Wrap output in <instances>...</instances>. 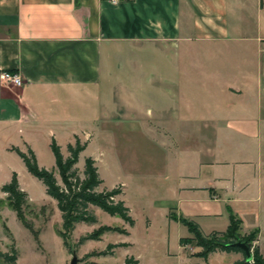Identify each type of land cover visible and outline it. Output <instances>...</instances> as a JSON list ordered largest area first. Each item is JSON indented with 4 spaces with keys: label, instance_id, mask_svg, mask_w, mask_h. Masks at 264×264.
Masks as SVG:
<instances>
[{
    "label": "crops",
    "instance_id": "0c3cea01",
    "mask_svg": "<svg viewBox=\"0 0 264 264\" xmlns=\"http://www.w3.org/2000/svg\"><path fill=\"white\" fill-rule=\"evenodd\" d=\"M0 70L22 78L0 83V162L29 147L55 165L52 140L76 138L77 162H122L129 136L138 175L162 168L147 175L165 183V228L171 211L225 231L232 211L264 245V0H0ZM190 236L165 257L244 258L203 259Z\"/></svg>",
    "mask_w": 264,
    "mask_h": 264
},
{
    "label": "rangeland",
    "instance_id": "374dc122",
    "mask_svg": "<svg viewBox=\"0 0 264 264\" xmlns=\"http://www.w3.org/2000/svg\"><path fill=\"white\" fill-rule=\"evenodd\" d=\"M119 144L122 162H97L95 165L98 166L104 185L115 184L113 187L121 189L116 198L128 207L134 223L131 225L118 216L89 205L95 222H77L67 235L69 247L63 244L59 235L61 212L56 200L47 195L44 184L27 171L21 160L0 162V264H10L4 254H15L14 264H70L72 251L77 258L76 264H124L128 257L138 259V264H177L176 259L165 257V251L167 247L170 250L176 249L178 236L191 234L181 223L171 224L169 230L165 228V207L170 201L166 197L165 183L160 176L147 175L148 170L162 168L140 162L141 174L138 175L137 163L129 161V136H119ZM61 153L67 154L65 147L61 148ZM84 160L82 156L76 164L81 178ZM37 164L45 169L54 168L56 179L62 185L54 162ZM13 172L17 174L19 187L27 194L21 206L24 222L6 199V193L1 190L2 185L10 181ZM104 185L102 182L97 190L111 189ZM237 201L241 199H237L234 204H238ZM259 205L264 209V198L259 200ZM102 226H110L112 229L103 231L97 239L86 237ZM164 235L169 237L168 243L164 241ZM261 239L264 241V226ZM109 245L115 246L109 248ZM185 245L189 252L197 247L195 242ZM257 246L264 253V245ZM229 259L227 255H212L209 261L212 264H225Z\"/></svg>",
    "mask_w": 264,
    "mask_h": 264
},
{
    "label": "trees",
    "instance_id": "16d2710c",
    "mask_svg": "<svg viewBox=\"0 0 264 264\" xmlns=\"http://www.w3.org/2000/svg\"><path fill=\"white\" fill-rule=\"evenodd\" d=\"M50 146L55 158V168L60 176L62 185L56 179L54 168L45 169L39 167L36 157L29 147L24 152L14 147L12 150L22 159L27 171L44 184L47 195L56 200L62 217L59 235L66 247H69L67 235L77 222H95V216L89 211V205L97 206L108 214L118 216L133 225L134 221L129 215L128 207L124 205L122 200L116 198L121 193L119 187L97 190L103 180L91 157L85 158L83 178L79 176L76 164L79 153L84 149L85 143H81L76 138L74 143L67 144L68 155L66 157L63 156L60 146L54 140H52ZM1 190L6 193V199L23 221L21 206L25 203L27 194L19 187L15 172L12 173L10 181L2 185ZM168 217L186 226L191 236L181 237L180 243L185 245L195 242L196 246L200 247V251L196 255L203 259H206L210 253L215 251L243 253L242 249L235 245V242L242 241L251 251V261H246L244 256L242 260L234 261L232 264H264V253H261L259 247L254 244L258 230L254 229L247 234H241V220L232 211H229V224L225 231H212L208 234H204L196 222L182 215L176 216L170 211ZM110 229H112L110 226H102L86 237L97 239L103 231ZM113 246L115 245H109L108 247L111 248ZM4 258L10 264H14L16 261L15 254H4ZM136 263V260L132 257L126 258L124 262V264Z\"/></svg>",
    "mask_w": 264,
    "mask_h": 264
},
{
    "label": "built area",
    "instance_id": "2783aa9c",
    "mask_svg": "<svg viewBox=\"0 0 264 264\" xmlns=\"http://www.w3.org/2000/svg\"><path fill=\"white\" fill-rule=\"evenodd\" d=\"M111 3L115 4L118 0H109ZM0 83L19 87L22 85V78L20 74L16 72H10L8 70H0Z\"/></svg>",
    "mask_w": 264,
    "mask_h": 264
},
{
    "label": "water",
    "instance_id": "95a60500",
    "mask_svg": "<svg viewBox=\"0 0 264 264\" xmlns=\"http://www.w3.org/2000/svg\"><path fill=\"white\" fill-rule=\"evenodd\" d=\"M235 245H237L238 247H240L242 249V251L244 253V256H245V260L246 261H251L252 254H251V251L249 250L248 246L242 241L235 242ZM76 262H77L76 255L72 251V257H71V260H70V264H76Z\"/></svg>",
    "mask_w": 264,
    "mask_h": 264
}]
</instances>
